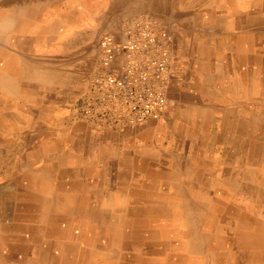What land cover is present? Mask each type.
<instances>
[{
  "label": "bare ground",
  "instance_id": "bare-ground-1",
  "mask_svg": "<svg viewBox=\"0 0 264 264\" xmlns=\"http://www.w3.org/2000/svg\"><path fill=\"white\" fill-rule=\"evenodd\" d=\"M83 1L85 6L76 0H0V174H6L0 182V197L12 207L11 220L35 222L34 239L21 236V227L5 238L8 245L15 246V257L28 264H44L45 251L38 247L46 243L50 254L57 255L54 261H62L66 244L45 241L36 232L50 226L78 241L64 248L70 252L64 264H73L80 256L85 260L89 248L82 242L104 236L100 251H120L116 264H264V0ZM159 4L173 15L179 4H192L197 10V17L191 16L194 23L227 34L217 37L214 47L206 33L201 39L178 34L175 68L199 86H180L179 96L189 105L186 110L178 113L174 105L169 107L167 118L173 125L182 120L178 137H172L168 146L175 151L174 158L172 151L153 153V166L149 167L143 165L146 160L121 158L119 167L110 168L106 176V170L87 159L88 149L77 148L74 134L47 130L57 125L50 122L55 118L51 117L55 103L66 98L74 85L83 83H73V72L61 79L62 73L44 69V54L58 51L60 40L81 27L86 30L82 35L87 48L107 30L116 32L105 36L113 35L126 44L127 36L119 30L121 15H112V10L137 7L147 11ZM61 6L66 11L62 12ZM37 33L43 35L35 36ZM172 43L170 36L162 115L168 107L173 74ZM26 47L39 53L37 63L13 55L15 51L22 55ZM124 56L117 57L112 66L119 67ZM208 58L215 59L212 71L206 66ZM41 108L44 116L30 114ZM150 129L141 135L148 136ZM70 148L76 155H69ZM101 154L98 160L102 163L106 154ZM132 162L141 165L135 168ZM183 175L187 182L183 183ZM129 189L139 198L131 200L126 192ZM86 190L87 199H94L88 211L83 207L87 199L75 195ZM129 200L137 210L128 208ZM126 216L144 219L143 226L134 222L130 228ZM55 221L62 224L55 227ZM209 232L217 235L211 246ZM0 233L5 235L6 230Z\"/></svg>",
  "mask_w": 264,
  "mask_h": 264
},
{
  "label": "rangeland",
  "instance_id": "rangeland-1",
  "mask_svg": "<svg viewBox=\"0 0 264 264\" xmlns=\"http://www.w3.org/2000/svg\"><path fill=\"white\" fill-rule=\"evenodd\" d=\"M76 1L84 4L83 0H76ZM159 1H163V0H159ZM163 7L164 6L159 4V5H153L154 9L153 10L149 9L147 11L143 9H138L137 7L135 8L129 7L126 9L125 8L121 9V10L116 9L115 10L116 12L112 10L113 12L112 15L117 16V14H120L122 16V18L120 16V20L118 22L119 28H120L119 30L123 29V31H125L133 23L138 24L140 22L142 24L143 22L145 23L147 21L146 23H148L149 21L148 24H152V25L155 24V26H157L158 28H161L165 31L167 30L170 33L169 34L166 31L171 36V39L173 42L172 52L175 53V54L173 53V60H174L173 61L174 63L173 74H172V78L169 84L168 107L166 106L167 107L166 112L159 119L148 120L142 123H128V124H126L127 122H121V121L118 123L107 122L104 120L102 122H97V121H92V120L97 119L96 117L89 116L86 113L87 102L90 96L92 95L91 91H92L93 79L95 77L98 67L101 64V51L99 52L100 41L102 40L103 36H105L106 34H111L116 31H110V30L102 31L100 34L97 35V38L94 39V42H91V46L87 48V45L84 44L85 36L82 35L86 31L85 27L77 28V30L72 35L60 40L61 47L58 51L46 52L44 54L45 60L42 62L44 65L43 66L44 69L46 66L48 69L54 71L55 73L57 72L58 75L62 73L60 75L61 79L68 76L70 72H73L72 73V76L74 78L73 83L74 82L83 83V85L80 86L77 89V91L73 92L72 94H69L68 96H66V98H63V102L58 103V107L55 108V114L53 115L52 113V116H51V117L55 116V118L50 119V122L56 121L57 125L55 126L52 125V127L47 128V130L63 131V132L69 131L67 133L74 134L75 135L74 139H76L79 142L77 144L78 146L77 148L88 149L87 159L88 160L91 159L93 161L92 163H94L95 166L97 165L98 166H108V167L114 166L116 169L119 167V163L117 161L120 160L121 158L122 159L124 158V159L136 160V161L138 160L140 161V159L146 160L147 162L144 163L143 165L149 167V166H153V153H157V152L160 154L163 152L169 153V151H172L171 156L174 158L175 151L172 149H169L168 146H170L169 143L172 141V137H178V132H179V128H180L182 120H179L176 123V126H174L173 125L174 121L169 120V117L167 118V116L169 115V109H170L169 107L174 105L178 113L182 112V110H186L189 105L186 104V102L182 99V97L179 96L180 86H187L191 84L199 86L198 82L195 83L194 81H192L191 78H189L187 74H185L184 72H180L177 70V68H175L177 63L179 62V53H178L179 51H177L178 34L184 33L188 36L198 35V37H200L199 39H201L203 38V33H206L207 39H209L210 41L212 40L211 45L213 44L212 46L214 47L213 41L217 37L223 38L227 34V32H224L223 29L218 30L215 27H209L210 29L204 28L202 26L200 27L199 25H197V23H194L192 19L197 17V14H196L197 10L194 8V5L192 4L188 6L179 4V7L175 9L174 15L172 13L169 14L168 12H166ZM160 9L162 12H160ZM181 9H182V12L180 11ZM61 11L62 12L66 11V7L61 6ZM164 15H167L168 17ZM169 15H171L170 18H169ZM183 18L185 19V21ZM107 22L108 20L106 21V23ZM123 27H125L126 29ZM71 48H74V49H71ZM51 54H53V56ZM87 55L89 56H88V60L86 61ZM30 61L37 63L38 60L35 58H31L29 59V62ZM206 62H207V65H206L207 69H210V71H212V68L214 67V64H215V59L208 58ZM114 65L116 64L114 63ZM191 71H193V69H191ZM195 71L196 73L198 72L197 69ZM238 102H239L238 104H240L242 100L239 99ZM181 105H182V108L180 107ZM201 106H202L201 104L196 105V107H201ZM39 110L37 112H33L30 114L35 115V113H37L38 115L42 114V116H44L45 111H43L42 108ZM69 114H71L70 121H69V118H70ZM86 116L91 119L93 118V119L92 120L89 118L87 119ZM65 118H67V121L63 122L62 124H59L60 120H65ZM163 122L165 123L162 126L161 124ZM188 127H192V126L188 125L187 128ZM147 129H150L149 132L147 133L148 136L144 137L143 134L141 135V133H145ZM208 133L211 136L213 134L211 130H208ZM108 135H111L112 137H109ZM159 137H163L164 140L163 141L159 140ZM89 140L93 141L92 144L88 142ZM53 141H55L54 138H53ZM80 141L81 142L83 141V142L81 143ZM79 144H81L80 147H79ZM136 148L138 149L137 151H135ZM115 151L117 154H113V152ZM101 153L106 154V156H104L106 161L104 160L102 163L100 162V160H98ZM101 156L103 155L101 154ZM115 161L117 162V164H114ZM131 164H133V166L135 165V168L136 167L139 168V165H141L139 162L137 163L132 162ZM1 172L4 173V170H2ZM5 176L6 174L5 175L0 174V182L4 181ZM183 176H184L182 180L183 183L187 182L188 181L187 177L185 175ZM133 182L135 183L136 181H133ZM242 184L245 185L246 182L242 181ZM130 194H132V190L130 191ZM2 197H0V201H1L0 202V225L1 224L6 225L12 221L11 217H12L13 210H12V207H9L7 203L2 201L1 199ZM132 219L133 218L131 217L129 218L126 216V223L130 224V225L128 224L130 228L134 226L133 224L134 221L135 223H138V222L142 223L141 226H143L144 219H141V221L135 217H134V220ZM209 235H210L209 246H211L212 239H214V236H217V235L215 232H209ZM143 251H146V249H143ZM213 251L214 249L211 248L210 252H213ZM119 252L120 251H118L117 249H114L111 252L109 251L106 252V251H98V250H95L94 248H91L88 250V254L85 256V260H82L80 256L79 258L74 260L76 262H73V264H84V262L85 264H94V262L96 264H113V263L116 264L118 262V259L116 258V256L118 255ZM68 255H70V252H67V249L65 251L63 247V260L61 264H64L65 257L67 258ZM56 256L57 255H54V253L52 252V256H51L52 261L56 259ZM1 263L2 261L0 259V264ZM38 264L40 263L38 262Z\"/></svg>",
  "mask_w": 264,
  "mask_h": 264
},
{
  "label": "built area",
  "instance_id": "built-area-1",
  "mask_svg": "<svg viewBox=\"0 0 264 264\" xmlns=\"http://www.w3.org/2000/svg\"><path fill=\"white\" fill-rule=\"evenodd\" d=\"M124 32L126 44L113 35L102 39L101 64L93 79L86 113L113 123L159 118L166 104L170 36L155 25L141 23L132 24ZM121 55H125L123 63L113 67Z\"/></svg>",
  "mask_w": 264,
  "mask_h": 264
},
{
  "label": "crops",
  "instance_id": "crops-1",
  "mask_svg": "<svg viewBox=\"0 0 264 264\" xmlns=\"http://www.w3.org/2000/svg\"><path fill=\"white\" fill-rule=\"evenodd\" d=\"M43 34L42 33H37L35 34V36H39L41 37ZM19 48V47H18ZM23 48V47H22ZM20 48V49H22ZM42 50H40L39 52H41ZM22 55L19 54V52H13V55H16V56H19L21 57L25 62H29V59L31 58H35L37 59V56H38V52H35L33 51L30 47H26V50L23 49L22 51ZM14 58L18 59L17 57L14 56ZM40 58V56H39ZM76 88H72L70 89V94H72L73 92L77 91V89L80 87L78 85H74ZM62 100H60L59 102H63V98H61ZM58 101L55 103V108L58 107ZM70 118H69V121L71 120V114H69ZM65 121H67V118H65ZM111 136V135H110ZM112 137V136H111ZM97 140V139H96ZM95 140V141H96ZM96 143V142H95ZM94 144V143H93ZM100 144V143H99ZM104 144V143H103ZM67 152V151H65ZM69 155H76L75 151H74V148H70L69 149ZM112 153V152H111ZM60 156H62L61 154H59ZM110 155V154H109ZM106 161V160H105ZM115 164V162H114ZM75 166V165H74ZM72 166V167H74ZM98 168H100L101 170H106V171H103V175L105 174L106 176L109 175L108 174V171L110 168H114V166H111V167H108V166H99ZM140 175V174H139ZM73 179V178H72ZM72 179H69L71 180V182H75L73 181ZM85 183H88L89 181V177H86L85 178ZM139 182V181H138ZM140 183V182H139ZM141 185V184H140ZM129 187H132L133 188V185H129ZM137 190V189H136ZM109 192V190H106ZM111 191V190H110ZM137 191H142V190H137ZM79 193L75 194V195H78V196H83L85 197L86 199L89 197V191L86 190V191H83L85 193H83L82 191H78ZM127 192V196L132 200L133 197H136V198H139L137 195H133L130 194V189L129 191H126ZM76 200V199H75ZM22 202H26V203H29L28 201H25L23 200ZM93 202H94V199H87L84 201V208L85 210H91L93 208ZM71 204H73V201L71 202ZM27 206L30 207V204H28ZM23 208V207H22ZM128 208L130 209H134V210H137L138 207L137 205H132L131 204V201L129 200L128 202ZM58 213L61 215L62 211H58ZM130 218V216H128ZM143 218V216H142ZM125 220H126V217H125ZM135 222V221H134ZM35 222L31 220V222L28 220V222H25L24 220H18V219H12V221L9 223V224H6L5 226L6 227H1L0 228V231H2L3 229L6 230V234H2L0 233V259L2 261L1 264H28L29 262H24L23 260L21 259H18L15 257L14 253H13V249H15V246L14 245H8V243L6 242L7 240H5V238L7 236H10V235H14V228H22L20 229V234L21 236H25L27 239L30 238L31 236V239H34L35 238V234L34 233H31V232H34L33 230V226H34ZM62 223L59 222V221H55V227L61 225ZM9 226V227H7ZM101 226L102 227H105V224L104 223H101ZM37 233H40V237L45 240V241H51V242H55V243H59V242H62L63 244H66L64 246V248L68 245V244H77L78 241L76 238H71V237H66V233L65 232H58L53 228H51L50 226L46 227V228H37ZM59 233L57 235V233ZM60 235H63V236H60ZM59 238H61L59 240ZM106 240V236L104 237H99L98 239L96 240H90V239H87V240H84L82 242V245L83 246H87L89 249L91 248H94L95 250H98L100 251V249H103V243L105 242ZM55 243H52V245H55ZM46 243L43 244L42 247H38L40 251L44 250L45 251V254H44V264H50L49 262H54V264H61L62 261L61 259L59 260V263L56 262V261H52V254H50V249H47L46 246H44ZM22 246V245H21ZM62 249V248H61ZM61 249H58L59 251H61ZM8 252V253H7ZM7 253V254H6ZM49 256V257H48ZM73 262H76L73 260Z\"/></svg>",
  "mask_w": 264,
  "mask_h": 264
}]
</instances>
